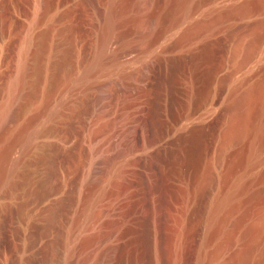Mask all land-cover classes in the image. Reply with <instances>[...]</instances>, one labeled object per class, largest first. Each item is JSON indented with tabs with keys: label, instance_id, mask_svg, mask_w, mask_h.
<instances>
[{
	"label": "rangeland",
	"instance_id": "374dc122",
	"mask_svg": "<svg viewBox=\"0 0 264 264\" xmlns=\"http://www.w3.org/2000/svg\"><path fill=\"white\" fill-rule=\"evenodd\" d=\"M38 1L0 0V102L27 38L37 36L29 96L17 115L7 112L0 137V151L13 143L0 185V264H243L233 259L262 203L221 209L218 216L228 213L221 224L211 214L228 188L221 176L230 161H248L232 175L248 181L242 198L264 191V107L259 132L231 138L236 94L264 80V3L230 12L245 0L203 1L158 40L153 13L169 0H118V22L102 47L112 0H47L43 13ZM242 44H253L245 60ZM99 87L106 96L95 111ZM25 129L36 131L28 150ZM98 143L105 160L88 181ZM152 200L162 204L155 221ZM247 205L254 210L234 228ZM258 247L247 263H256Z\"/></svg>",
	"mask_w": 264,
	"mask_h": 264
},
{
	"label": "bare ground",
	"instance_id": "6f19581e",
	"mask_svg": "<svg viewBox=\"0 0 264 264\" xmlns=\"http://www.w3.org/2000/svg\"><path fill=\"white\" fill-rule=\"evenodd\" d=\"M203 1H206V0H169V1H167L162 9H158V10L154 11V13H153V22L156 23V24L154 23L155 24V30H154L155 33L154 34L156 35L154 37L158 38V40H160L159 38H165L168 35H170L171 33L175 32V29L178 28V25L179 24L182 25L183 20H186L187 17L190 16V14H192V11L195 8H197ZM38 2H39V8H40L41 12L43 13L45 11V9L47 8L48 2H47V0H39ZM117 3H118V0H112V3H111L112 7L110 8L111 10L109 9L110 11H108L110 13H107L108 23L105 26L106 28H104L105 29L104 35H102L103 36V38H102L103 42L102 43H104L102 45V47L108 42V38H109V36L113 30V27L116 26V24L118 22V21H116L117 19L115 18L116 17L115 15L118 13ZM263 3H264V0H245V1L241 2L240 4L235 3L233 5H230L227 8V11H230V12L237 11V10L246 11L252 7H257ZM40 20H41V17H39L38 22H40ZM258 35H259V33H256V37H258ZM36 37L30 36L29 38H27L25 48L20 54V59L17 63V66L15 65L16 66L15 67L16 68L15 69L16 75L13 79H11L8 82V84L6 86V92H7L8 98H7V100H3L2 102H0V137L4 136V127H5L4 121L6 120V117H8V115H10L7 112L8 111L10 112V110H11V116L17 115L19 112L20 106H21V104H20L21 99H25L27 96H29V91H28L27 85H28L29 77H30L32 70H33L32 64H31V59H32V53H34V51H33L32 46H33L34 40H36ZM153 41H155V40H153ZM123 45L124 46L122 48H120L118 51H115L116 52L114 54L115 56L116 55L118 56V55L124 53L128 49V45H125V44H123ZM251 45H253V44H242V45H240V48L237 51L239 52V55H241V60L242 59L245 60L249 56H251V54L253 52ZM99 57H100V55H99ZM97 61H98V57H97ZM95 63H96V61H95ZM98 63L100 64L99 61H98ZM98 63H96L95 65L97 66ZM93 65H92V67L94 68L95 65L94 66ZM93 68H91V69L94 70ZM0 89H2V88H0ZM102 90L103 89L100 88V90L98 91L99 93L95 97V102H93V104H92L95 111L98 110V106L101 104V101L104 98V96H106L105 95L106 92L104 93V90L103 91ZM263 107H264V80L262 82H259L258 84H256V83L255 84H249V85L241 87L240 91L236 94V96H235V98L231 104V108H232L231 132L233 133V137H231V138L233 139V141H235L236 143H239L240 141L244 140V137L247 134H250L251 132L256 133V132L260 131L261 124H259V122L257 121V117L261 113ZM201 115H202V113H201ZM39 116H40V114H36L35 116L33 115L32 119L30 118V120L35 121ZM100 130H101V128H100ZM35 133H36L35 130H32L29 132L25 129L22 131V134L20 135L21 136L20 139L25 143L26 150L29 149L30 138ZM134 142H135L134 137H133V135H131L129 137V140H128V146L134 147V144H135ZM231 142H232V140H231ZM235 142H232V143H235ZM12 144H13L12 142L6 144V146L5 147L3 146V148L0 151V172H1L0 173V185L4 183V154L6 153V155H7V153L12 149ZM103 146H104V144H102V145H100L99 143L95 144L93 149L89 153L90 155L88 156L89 159H88V163H87L88 164L87 172H85L88 175V181L89 180L92 181L93 178L95 179V177H94L95 174L97 175L98 169L101 167L100 165H102L101 163H103L105 160L104 159L105 147L103 148ZM106 151H105V153H106ZM242 156H244V155L242 154ZM224 158H225L224 153L221 152V154L218 158V160H219L218 162H220V161L222 162V160H224ZM21 160H22L21 158H18L17 160H14L12 162L10 169H11V172L13 171L14 174L17 171ZM246 162H248L246 159L238 158L237 161L236 160H234V162L230 161L229 165H227L228 168L226 167L225 173L222 174L221 179H222L223 183L226 185V188L228 187L229 189L227 188V189L223 190L221 195L218 196V199L214 201V203H215V204H213L214 205V207H213L214 208L213 209L214 214H211L213 216V217L211 216V218H213L215 220H219V222L221 224V222L223 220L225 221L226 217L224 218V216L228 215V213L225 210V212L227 213V214L225 213L226 215L222 216V214L224 213V211H223L221 216H218L220 214L217 215V212L221 213V209L224 210V208H225L230 213L231 212L230 210H232L235 207L242 205L245 202L246 203L251 202L252 205H253V202H256V201H257V203H259V202L262 203V207H260V209H258V210H256L257 208L255 209V211H258L257 212L258 215L256 214L257 215L256 219L253 220L250 224H248V226L244 230L243 236L246 237V241L244 240L245 244H243L244 246L240 250L238 249L239 251H236L235 256L233 254V256L235 257V259H233L234 261L236 259H238V260L241 259V261L246 262V263L243 262V264H249V263H247V261L251 260L250 257L252 256V253L254 255V252H255L254 250H256V247L261 246V252L259 254V257L256 255L257 257L254 258V261H256V263L258 261H261L260 264H262V260L264 261V259L261 260L260 257H262L264 255V236H263L264 234L262 235V232H263L262 230H264V191L261 192L260 190H252L248 193L247 197L242 198L241 195L244 193V191H246L248 189V181H246L244 179L243 175L232 178V175L235 173V168H236L235 166H238L237 165L238 163H240V164L243 163L245 165ZM10 169H9V171H10ZM9 178H10V176H9ZM94 179H93V181H94ZM96 179H95V181H96ZM258 179H264V171L260 173V175L258 176ZM8 182L12 188H16L18 186V182L12 178L9 179ZM153 186H154V184H153ZM153 190H154V188H153ZM157 202H159V201L152 200L153 209L155 211L152 215V218L154 221L156 220V210L159 207V204ZM253 207L254 206L247 205V207L243 210V212L236 219H234V228L237 229V227L239 228L241 225H243L245 218L249 215V213L251 212V209ZM253 210H254V208H253ZM255 211H253V212L255 213ZM256 215H254V216H256ZM222 218H223V220H222ZM216 222L217 221H215V223ZM224 223H222V224H224ZM209 224L211 225V223H209ZM217 224H216V227H217ZM220 224L217 228H219V230L221 232V230L223 231L224 225H223L222 229H220V226H221ZM230 229L231 228L227 229L229 232L226 231L227 234L225 235V237L227 236V237H229L230 240H233L232 239L233 238L232 232L234 230L233 229L230 230ZM225 237H224V239H225ZM92 238L96 239V236L95 237L93 236ZM216 239H218V238H216ZM211 241H213V240H211ZM223 241H225V240H223ZM223 243H222V245H224ZM224 246H226V243ZM219 247H220V250H221V248L222 249L224 248L222 246H219ZM214 249L217 250L216 248H214ZM215 250H214V253H217V252H215ZM108 253H109V256H111L113 258L119 257V251H118L116 246L110 247V250ZM213 257H214V254H213ZM119 261H122V258H120ZM257 264H259V263H257Z\"/></svg>",
	"mask_w": 264,
	"mask_h": 264
}]
</instances>
